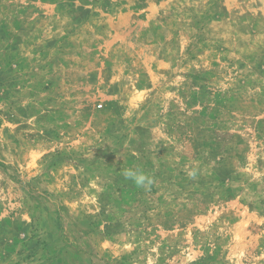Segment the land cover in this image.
<instances>
[{
  "label": "rangeland",
  "instance_id": "1",
  "mask_svg": "<svg viewBox=\"0 0 264 264\" xmlns=\"http://www.w3.org/2000/svg\"><path fill=\"white\" fill-rule=\"evenodd\" d=\"M0 264H264V0H0Z\"/></svg>",
  "mask_w": 264,
  "mask_h": 264
},
{
  "label": "clouds",
  "instance_id": "2",
  "mask_svg": "<svg viewBox=\"0 0 264 264\" xmlns=\"http://www.w3.org/2000/svg\"><path fill=\"white\" fill-rule=\"evenodd\" d=\"M125 179L133 181L137 187L147 188L153 183L152 177L144 173L140 169H126L123 172ZM190 176H194L195 173H189Z\"/></svg>",
  "mask_w": 264,
  "mask_h": 264
}]
</instances>
